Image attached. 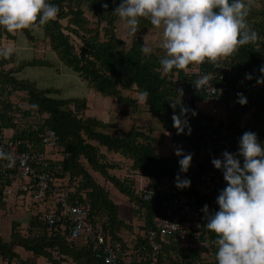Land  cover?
I'll list each match as a JSON object with an SVG mask.
<instances>
[{"label": "trees", "instance_id": "obj_1", "mask_svg": "<svg viewBox=\"0 0 264 264\" xmlns=\"http://www.w3.org/2000/svg\"><path fill=\"white\" fill-rule=\"evenodd\" d=\"M46 2L58 6L59 12L54 20L41 26L42 33L32 29L9 33L0 27V49L3 48L2 39L14 40L16 35H23L34 44L41 43L44 48L48 45L65 69L78 75L89 90L114 97L119 104L131 107L134 112L139 110V99L126 93L140 95L147 91L149 95L144 104L147 111L171 133V147H182L185 153L193 154V159L188 171L181 173L178 161L182 157L159 154L152 129L144 131L134 124L125 135L107 133L106 130L115 124L87 116V97L64 98L59 89L42 88L17 76L26 67H53L52 61H44L43 57L44 60L16 65L14 53L7 58L0 56V146L21 142L20 152L28 149L34 156L46 154L55 181H68L75 188L71 197L88 203L90 219L102 226L106 244L118 253V264H151L153 255L157 257V264H218V245L214 243L217 236L207 229L208 217L202 209L208 205L209 214L218 211L216 198L219 193L203 191L195 180L203 174L218 171L211 161L217 158V142L224 137L232 139V153L238 151L239 140L246 131L256 133L258 142L264 147V83H257L258 78H264L259 71L264 66V0H244L249 5L246 22L249 29L257 33L254 42L239 47L215 65L208 61L197 65L203 73L216 72L223 76L224 82L217 79L216 83L226 84L227 91L218 99L205 90L191 89L190 81L194 75L186 70L174 68L172 72L165 73L159 61L166 54L158 56L141 51L144 40L140 32L154 28L150 18H139L131 45L126 48V40L117 34L121 18L114 12L122 0ZM105 3L107 8L103 7ZM89 13L93 14L92 18H88ZM94 18L96 22H93ZM104 23L106 26L100 28ZM246 73L251 74L252 79H247ZM178 89L183 91L181 97ZM14 91L28 95L29 108L20 110L21 107L12 100ZM237 93H243L247 98L246 105L237 103ZM208 99H214L226 110L225 120L199 109L197 104ZM179 103L195 111V115L192 111L187 113L192 130L190 135H177L173 127L172 115L174 111L178 114L180 109L178 106L174 110L171 104ZM246 115L250 120L247 118L243 123ZM48 130L59 136L54 150L43 145V135ZM110 153L121 154L125 158L117 161L118 164L131 160L132 170L148 178L146 188L137 192L134 179L118 178L112 174L110 171L119 165L110 163ZM240 159L243 163V158ZM6 161V158H0V210L15 198L25 202L32 200V209L39 207V212L32 217L25 235L19 224L13 222L11 240L4 242L0 238V254L13 261V248L19 245L34 252L36 257L48 258L52 264L65 261L55 258L53 252L62 255L63 259H72L76 264H106L96 258L89 245L69 240L68 233L51 230L43 219L47 207L40 206L41 203L34 201L33 196L22 192L12 196L7 194L6 188L12 186L8 175L14 172L8 170ZM37 169L40 170L39 167ZM178 173L191 180L189 188L178 189L175 186ZM109 185L127 196L133 214L144 219L131 245L121 234L122 229L131 230V224L124 221L119 206L110 199ZM169 188L195 198L202 214L201 239L197 243H183L177 235L169 236L161 241V249L155 252L147 235L158 229L159 221L165 215L166 203L171 200ZM146 191L152 192L149 201L144 200ZM104 215L103 222L100 216Z\"/></svg>", "mask_w": 264, "mask_h": 264}, {"label": "clouds", "instance_id": "obj_2", "mask_svg": "<svg viewBox=\"0 0 264 264\" xmlns=\"http://www.w3.org/2000/svg\"><path fill=\"white\" fill-rule=\"evenodd\" d=\"M104 8L108 5L103 4ZM249 5L244 0H122L115 9L118 16L126 20L127 27L134 34L139 18H150L151 25L163 27L162 48L166 55L159 63L165 73L172 70H187L189 65H201L205 61L212 64L232 55L239 47L254 42L257 33L249 29L246 22ZM59 8L46 0H0V27L9 33L24 29L43 31V25L57 17ZM38 22V23H37ZM14 49H0V56H11ZM145 54L151 52L142 46ZM264 74V66H261ZM247 79L252 75L246 73ZM257 83H264L258 78ZM197 90H205L211 85V75L203 74L194 81ZM149 95L140 94L143 102ZM178 95H183L178 89ZM237 103L247 104L243 93H237ZM179 113L172 115L173 127L177 135L191 134L187 113L194 110L182 104H171ZM187 129V133H185ZM175 155L182 157L178 163L180 172L186 173L191 165L193 154L185 153L177 146ZM222 158H213V166L221 170L227 186L216 198L219 207L209 214L208 205L202 211L208 217L207 229L215 233L218 245L216 260L218 264H264V147L258 142L257 134L243 133L239 140L238 151L221 153ZM243 158V163L241 159ZM0 158L11 160L0 151ZM191 180L182 178L178 173L175 186L186 189Z\"/></svg>", "mask_w": 264, "mask_h": 264}, {"label": "built area", "instance_id": "obj_3", "mask_svg": "<svg viewBox=\"0 0 264 264\" xmlns=\"http://www.w3.org/2000/svg\"><path fill=\"white\" fill-rule=\"evenodd\" d=\"M190 74L194 75V79L190 81L193 90H197L194 87V81L199 76L210 74L212 87L206 88L205 91L215 99L227 91L226 84L216 83L217 79L224 82L223 76L219 73H203L200 67L196 66ZM1 138L0 136V140ZM58 141L59 136L53 130H48L43 135V145L48 149L54 150ZM20 143L8 142L0 146V151L12 158L7 159L5 164L9 171L14 172L8 175L12 186L6 188L7 194L12 196L17 192H22V194L27 193L33 196L32 199L38 204L41 203L40 206L47 207L43 219L51 230L63 234L68 233L69 240L89 245L96 258L103 260L106 264H118L120 262L118 253L106 244L102 226L96 225L90 219L88 203L71 197V192H74L75 188L68 181H55L46 154L38 153L34 156L28 149L20 152ZM217 144V158H222L221 153L225 150L232 153L233 142L230 137H224ZM38 167L40 170L37 169ZM195 183L203 191L215 193H219L227 186L221 170L216 173L203 174L195 180ZM169 191L171 200L166 203L165 215L160 219L158 229L151 230L147 235L149 245L155 252L161 249V241L169 236L177 235L183 243H197L201 239L202 214L195 198L181 194L177 189L169 188ZM151 196L152 192L146 191L144 200L149 201ZM157 263V257L153 255L151 264ZM0 264L17 263L0 254Z\"/></svg>", "mask_w": 264, "mask_h": 264}, {"label": "rangeland", "instance_id": "obj_4", "mask_svg": "<svg viewBox=\"0 0 264 264\" xmlns=\"http://www.w3.org/2000/svg\"><path fill=\"white\" fill-rule=\"evenodd\" d=\"M92 17H93V14L89 13L88 18H92ZM93 20H94L93 22L97 21V19H95V18ZM92 26H90V27H92ZM104 26H106L105 23L101 24L100 28H103ZM117 34L120 38H123L124 40H126V44H127L126 48H128L131 45L132 37L134 34L127 27L126 20L121 19L120 23H118ZM140 34L144 40V46H147L151 49L150 53H155L158 56L166 54V50L162 48V43H163V27L162 26L160 28H156L154 26V28L142 30L140 32ZM150 53H148V54H150ZM196 66L197 65L193 64L186 71L187 72L189 71V73H190V71H192ZM46 70H48V69H46ZM66 72H67V70L65 69V73ZM71 74L73 75V77L78 78V75H75L73 73H71ZM49 75H50V77H48V74H43V69L40 66H30V67L22 70L20 73L21 77L29 78L30 80L35 81L38 86L49 85V86H53L54 88L59 89L61 95L64 97L75 98L76 96L85 95L91 101L92 95H95L102 100H106L110 105V108H109L110 110H113L114 108L118 111H119V109H127V110L131 109V107H129V106L119 104L114 97L98 93L95 90L84 91V86H81L80 84H78L76 79L71 78L68 81L66 79L67 74H65V78H64V77H62L63 75L61 76L60 74H57V72H55V70L50 69ZM13 93H14L13 95L15 97L12 100L18 107H21V109H20L21 111L26 110V108H29V104L27 103L29 98L25 92L14 91ZM197 105L201 111L208 113V114H211V115L213 114L217 117V119H221V120L226 119V115H225L226 110L223 109L218 103H216V101L214 99H208L205 102H199ZM139 106H140V102H138V109H139ZM98 108L103 109L102 106H100V107L98 106ZM110 110L104 111L103 116L108 117ZM90 115L95 117V118L99 117L95 113V106L92 102H91ZM120 118L121 119H119L116 122L115 127L109 128L106 130L107 133H111V134H115V135L126 134L127 131L129 130V127L133 124H136L138 126H147V127L153 128V121L156 120L148 111H144L141 109H139L138 112L135 114L131 113V115L121 116ZM247 118H249L247 121L250 120V116L246 115L243 123L247 122L246 121ZM155 129L157 130V132L158 131H160L161 133L163 132L161 127L156 126ZM159 140H161L162 147H164V146L166 147V145H168L167 141L164 142L165 139L162 140L161 134H160ZM108 158H109V161H112L114 159V155L113 156L109 155ZM145 186H147V185H144L143 188H146ZM109 187H111V185H109ZM110 189L115 190L114 187H111ZM122 199H123V201H121V202L118 201V203L120 205V215L122 216L123 211H124L125 214H123L122 217L125 219L124 221L129 222L127 224H131V230H128L127 228L122 229L121 234L125 236V240H127V242L131 245L132 244L131 241H133L134 236L137 234V232H139L141 230L140 228L144 224V219H142L141 216H139V215L137 216V215L133 214V211H131V207L129 209V207H128L129 203H127V201L129 202V198L127 196L122 195ZM14 200H15V198H13L12 200L10 199L11 202H9L8 205H10V206H14V205L16 206L17 205L16 207L19 208L17 210L18 213L15 214L13 212H9V209H7L8 212H4V213H2L0 211V216H2L1 219H3V218H6V219L19 218V214L25 213L26 211H28L29 213L33 212L34 214L38 213L39 207H34V209H32V200L29 202H25L23 200H19V201H17V200L14 201ZM22 207H25L26 209L22 208ZM127 207H128V209L126 210ZM100 219H101V221L104 222L105 215L100 216Z\"/></svg>", "mask_w": 264, "mask_h": 264}, {"label": "crops", "instance_id": "obj_5", "mask_svg": "<svg viewBox=\"0 0 264 264\" xmlns=\"http://www.w3.org/2000/svg\"><path fill=\"white\" fill-rule=\"evenodd\" d=\"M1 45L3 48L4 47H12L14 49L13 53L15 55V59H16L15 64L16 65L23 63V62H25V63L30 62V61L32 62L33 60H36V59L40 60V59H43V57H44L45 58V60L43 59L44 61L50 60L53 62V67H48V68L47 67L46 68L41 67L43 69V74H48V77H50V75H49L50 69L55 70V72H57V74H60L61 76L63 75L62 77H64V78H65V74H67L66 79L68 81L71 78L76 79L78 84H80L81 86H84V91H89V89L86 87V83H84L83 80H81V78L73 77V75L71 74V70L66 69L67 72L65 73V67L63 66V63L57 59V57L54 55V53L49 49L48 45L46 48H44L41 43H38V42L35 44L31 43L23 35L22 36L16 35L14 40L4 38L1 40ZM26 68H28V67H26ZM26 68H24V69H26ZM46 69H48V70H46ZM20 73H18V75H17L19 78L29 79V78L21 77ZM33 82H35V81H33ZM39 87L46 88V87H53V86L46 85V86H39ZM60 95H61V93H60ZM126 95H131L133 98H138L139 102H140L139 109L144 110V111L148 110V108L144 104V101L143 102L140 101V95L139 94H137V93H132V94L126 93ZM83 96H85V95L76 96V97H83ZM62 97H64V96H62ZM64 98H70V97H64ZM87 100H88V109L86 111V115L91 116L90 115V109H91V102H92L95 106V113L97 114V116H99L98 117L99 119L98 118L97 119L101 120L105 123L116 124V122L119 119H121L120 118L121 116L131 115V113L132 114L137 113V112L131 111V109L130 110L119 109V111H118L114 108L113 110H110L109 109L110 108L109 103L106 100H102L95 95H92L91 101L88 98H87ZM98 106L99 107L102 106L103 109L98 108ZM108 110H110L108 117H104L103 116L104 111H108ZM91 117H93V116H91ZM136 126H138V125H136ZM156 126L161 127L163 132L162 133L160 131L157 132V130L155 129ZM131 127H132V125L129 127V130L131 129ZM139 127H141L144 131H148V129H152V131H154L153 136L157 140V143H158L157 152L159 154H161L164 157H175L176 156L175 155V149L171 147L172 135L170 132H168L167 130H165L163 128L162 124L158 120L153 121V128L147 127V126H139ZM128 131H127V133H128ZM160 134H161L162 140L165 139L164 142L165 141L168 142V145H166V147L165 146L162 147L161 140H159ZM123 135H125V134H123ZM110 155H112V156L114 155V159L112 161H110V163H112V164L113 163L118 164V163H116L117 161H121V160L125 159L121 154L110 153ZM118 165L119 166L115 170L110 171L112 174H115L118 178L131 177L132 179H134L137 192L144 189L143 187H144V185H147L146 183L148 182V178L143 176L139 171L132 170V167H131L132 161L131 160L126 159L123 164H118ZM110 188H109L110 199L119 206V210H120V205H119L118 201L119 202L123 201V199H122L123 194H121L118 190H116V188H115V190H112ZM12 199L13 198H11V200ZM127 203H129L128 207L130 209V202L127 201ZM128 207L126 208V210L128 209ZM22 208H25V207H22ZM7 209H9V212H13V213L17 214L18 213L17 210L19 208L15 207V205L14 206L7 205L4 209H2L0 211L2 213L8 212ZM38 212H39V209H38ZM123 214H125L124 211H123ZM123 214H122V216H123ZM34 215H36V214H34L33 212L29 213L28 211H26L25 213H20L19 218H12V219L3 218V219H1L2 216H0V238L4 242H9L11 240L13 222H17L19 224L23 235H25L27 233V229L30 225L31 219ZM13 254H14L13 261L17 264H52L48 258L42 257V256L36 257L34 252H32V251H30V250H28L22 246H19V245L15 246L13 248ZM53 255L55 258H60L62 260H65L63 262H59V264H76L70 258L63 259L64 257H62V255H58L57 252H53Z\"/></svg>", "mask_w": 264, "mask_h": 264}, {"label": "bare ground", "instance_id": "obj_6", "mask_svg": "<svg viewBox=\"0 0 264 264\" xmlns=\"http://www.w3.org/2000/svg\"><path fill=\"white\" fill-rule=\"evenodd\" d=\"M22 71V70H21ZM216 172V171H215Z\"/></svg>", "mask_w": 264, "mask_h": 264}]
</instances>
